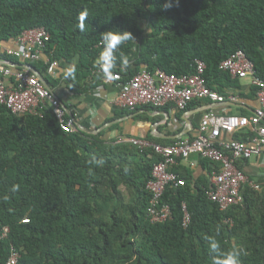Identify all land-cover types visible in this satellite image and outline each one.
I'll return each instance as SVG.
<instances>
[{"label":"trees","instance_id":"obj_1","mask_svg":"<svg viewBox=\"0 0 264 264\" xmlns=\"http://www.w3.org/2000/svg\"><path fill=\"white\" fill-rule=\"evenodd\" d=\"M33 28L49 33L51 62L75 67L74 77L62 81L75 94L104 84L98 58L107 31L133 36L118 47L111 69L123 80L142 70L191 75L199 60L206 86L223 95L240 79L219 64L241 50L264 81V0H0V42ZM0 60L19 62L6 53ZM26 64L52 89L60 84L47 74L50 64ZM250 93L256 96V88ZM205 102H191L177 118ZM100 136L64 132L51 109L16 117L0 105V264L11 247L17 264H213L212 239L224 252L242 248L241 264H264V186H244L243 204L222 212L206 196L207 178L175 168L185 186L168 187L161 199L171 219L151 224L146 184L158 158ZM202 163L209 171L211 163Z\"/></svg>","mask_w":264,"mask_h":264},{"label":"built area","instance_id":"obj_2","mask_svg":"<svg viewBox=\"0 0 264 264\" xmlns=\"http://www.w3.org/2000/svg\"><path fill=\"white\" fill-rule=\"evenodd\" d=\"M49 39V33L44 28L26 30L15 40L16 48L6 50V54L23 63L42 61L52 67L56 66L57 62H51L47 55ZM11 65L7 61H0V105L16 117L36 116L45 108L51 109L64 132L72 134L80 131L75 115L67 112L52 90L46 88L26 67L13 70ZM219 70L234 79H248L256 88L259 107L252 115H217L208 111L202 115L198 135L194 139L178 141L169 146L131 140L132 145L140 149L151 148L163 158V161L152 167L151 179L146 184V190L151 195L146 215L151 224H161L171 219L170 206L161 203L166 189L185 186V180L169 170L170 167L178 165V159L187 160L191 155H195L211 163L207 173L206 196L217 204L222 212L231 206L243 204L241 190L244 186L253 190L261 188L252 182L237 164L264 155V81L255 75L253 63L241 50L222 61ZM204 72L205 64L196 60L195 71L191 75H168L160 69L154 72L142 70L123 80L122 76L115 72H111L110 79L107 78L98 66V73L103 75L104 81L118 89L115 105L129 111L143 106L164 108L171 104L177 110L185 111L193 101L217 102L220 97L206 86ZM229 99L235 101L233 97ZM245 129H250L253 133L245 141H216L221 134L232 135ZM182 212V226L186 227L190 223V216L185 204L182 205ZM27 221L23 220L24 223ZM225 223L231 221L225 220ZM3 232L2 237H5L8 229L5 228ZM19 257V252L11 247L4 264H17Z\"/></svg>","mask_w":264,"mask_h":264},{"label":"crops","instance_id":"obj_3","mask_svg":"<svg viewBox=\"0 0 264 264\" xmlns=\"http://www.w3.org/2000/svg\"><path fill=\"white\" fill-rule=\"evenodd\" d=\"M14 48H16L15 40L0 42V53L2 54L6 53V50ZM15 64L17 66L11 65L13 70L26 65L23 62ZM67 68H59L58 63L56 66L49 67L47 74H50L51 79L59 80L62 78L56 88L49 87L63 103L67 112L75 115L80 131L82 132L81 129L85 128L92 132L89 135L100 134L102 140H116L121 144L135 148L140 153L150 152L153 154V158H158L152 167L163 161V158L151 148L140 149L138 146L132 145L131 140L169 146L178 141L194 139L198 135L201 117L208 111H213L217 115L250 116L259 107L256 96L250 93L254 87L247 79L240 80L237 88L225 89V94H218L220 99L217 102L207 101L201 106L186 111L190 113L187 117H185V112L181 118H177L179 110L173 105H168L166 109L151 107V109L145 110L141 107L139 110L124 112L125 109L117 107L114 103L118 89L106 81L104 84L83 93L75 94L68 91L62 83ZM230 97H233L235 101H231ZM251 135H253L252 131L245 129L232 135L221 134L216 141H245ZM177 164L170 167L169 170L177 174L174 171L175 168H180L181 172L188 169L192 172L194 179L207 178L206 165L202 163V159L195 155H191L187 160L178 159ZM238 165L252 182L260 185V187L264 186V155L239 162Z\"/></svg>","mask_w":264,"mask_h":264},{"label":"clouds","instance_id":"obj_4","mask_svg":"<svg viewBox=\"0 0 264 264\" xmlns=\"http://www.w3.org/2000/svg\"><path fill=\"white\" fill-rule=\"evenodd\" d=\"M87 18V12L81 13V23L79 25L80 31H84V23L83 21ZM102 40L104 43V51L98 58V66L101 71L105 74L107 78H111V69L114 67V63L116 61L115 52L118 47L128 40H133V36L131 32H112L107 31L102 34ZM129 65V61L127 58H122V66L127 68ZM75 67L70 66L66 72V77H74L75 75ZM210 250L215 253V257L213 259V264H241L240 256L243 252L242 248H236L235 246L224 252L221 249L220 244L212 239L210 242Z\"/></svg>","mask_w":264,"mask_h":264},{"label":"water","instance_id":"obj_5","mask_svg":"<svg viewBox=\"0 0 264 264\" xmlns=\"http://www.w3.org/2000/svg\"><path fill=\"white\" fill-rule=\"evenodd\" d=\"M10 64H12V65H15V66H17V64H15V63H10ZM32 74H34L43 84H44V86L46 87V88H48V89H50L51 90V88L49 87V85L47 84V82L45 81V79L43 78V76L32 66V65H30V64H26V65H24ZM189 114L190 113H188V112H186L185 113V117H187V116H189ZM186 120H188L187 118H185ZM82 130V132H85V133H88V134H91L92 132L91 131H89V130H87V129H85V128H82L81 129Z\"/></svg>","mask_w":264,"mask_h":264}]
</instances>
